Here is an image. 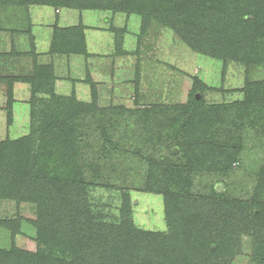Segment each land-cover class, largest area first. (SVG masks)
<instances>
[{
	"label": "rangeland",
	"instance_id": "374dc122",
	"mask_svg": "<svg viewBox=\"0 0 264 264\" xmlns=\"http://www.w3.org/2000/svg\"><path fill=\"white\" fill-rule=\"evenodd\" d=\"M17 2L0 9V187L2 176L18 178L28 164L57 185L88 190L99 219L117 223L121 190L130 196L135 229L164 233L166 193L208 198L218 188L219 206L264 195V112L257 105L237 113L248 85L264 84V64L194 51L173 29L155 20L145 25L127 6ZM67 29L82 34L84 53L61 48L57 31ZM37 67H51L57 99L28 82L41 76ZM9 78L16 79L12 99ZM33 129L23 163L9 144ZM66 131L74 152L58 146L45 154L42 144ZM221 209L209 211L220 217ZM38 217L37 203L1 196L0 251L35 250ZM235 224L240 251L230 264H261L248 224Z\"/></svg>",
	"mask_w": 264,
	"mask_h": 264
},
{
	"label": "trees",
	"instance_id": "16d2710c",
	"mask_svg": "<svg viewBox=\"0 0 264 264\" xmlns=\"http://www.w3.org/2000/svg\"><path fill=\"white\" fill-rule=\"evenodd\" d=\"M21 1L26 6L44 3L55 8L76 9H102L106 4H112L109 6L112 9L125 11L127 6L128 11L143 17L145 25L155 20L173 29L194 51L249 65L264 64V0H158L153 5L148 0ZM17 3V0H0V9ZM59 32L57 37L65 41L61 48L65 49V46L74 53L85 52L83 36H78L77 29ZM36 71L42 79L28 80L33 89L41 88L51 94L52 99H57L51 67H37ZM5 80L10 85L8 98L12 99L11 82L16 79ZM77 105L90 108L81 103ZM257 105L264 112V84L248 85L245 101L239 104L237 113L246 114ZM8 109L11 110L10 105ZM32 116L33 119L36 114L32 113ZM35 135L36 129H33L30 136L9 144L19 161L28 160ZM70 140L72 134L61 132L55 142L48 141L41 147L45 154L52 153L58 146L74 152ZM233 157L230 156L232 161ZM67 163L65 160L64 164L68 166ZM70 165L78 169L74 164ZM21 166L22 173L18 178L9 173L2 176L5 181L0 187V197L37 203L39 217L36 226L43 235L38 233L35 250L22 253L15 250L8 254L0 251V264H230L240 251L239 229L235 224L238 220L246 222L251 229L254 257L264 264L262 192L250 200H225L223 206L214 202L222 194L218 188L213 190L215 197L208 198L182 191L179 194L166 193L164 212L169 231L143 232L135 229L130 221V196L121 190L119 223L117 220L111 222L99 219L94 213L88 190H77L69 183L57 185L47 179L45 173L35 171L33 166ZM213 206L223 208L220 217L217 212L212 214L209 211ZM81 217L86 221H81ZM42 247L46 249L42 250Z\"/></svg>",
	"mask_w": 264,
	"mask_h": 264
}]
</instances>
